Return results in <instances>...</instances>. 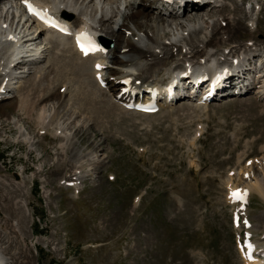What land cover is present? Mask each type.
Returning <instances> with one entry per match:
<instances>
[{
    "label": "rangeland",
    "instance_id": "rangeland-1",
    "mask_svg": "<svg viewBox=\"0 0 264 264\" xmlns=\"http://www.w3.org/2000/svg\"><path fill=\"white\" fill-rule=\"evenodd\" d=\"M235 2L249 4H240L238 12ZM223 4L227 8L222 13L206 10L235 22L231 27H237L240 36L228 43L230 49L252 48L251 39L257 48L264 47V0ZM247 11H252L251 18ZM225 21L220 26L231 31ZM253 21L256 32L250 26ZM213 27L210 24L211 34ZM110 30L105 37L113 40ZM210 49L223 51L225 46ZM49 60L31 63L25 81L39 80L38 70ZM165 75L159 72L160 79ZM47 76L37 94L47 85H56L55 94H63L62 103L52 97L44 105L53 113L51 120L43 125L37 121L44 106L31 116L20 109L19 98L31 89L27 86L10 93L0 108V183L17 184L13 192L0 189V195L7 196L0 201V228L17 232L31 264H243L228 196L231 187L264 178V103L254 93L209 106L180 103L155 115L111 111L96 118L82 103L80 84L72 74L67 76V93L55 73ZM82 79L93 88L89 76ZM74 173L86 177L78 186L63 185ZM17 202L22 210L10 209ZM248 213L258 225L252 229L254 238L263 244L264 195L256 190Z\"/></svg>",
    "mask_w": 264,
    "mask_h": 264
},
{
    "label": "bare ground",
    "instance_id": "bare-ground-1",
    "mask_svg": "<svg viewBox=\"0 0 264 264\" xmlns=\"http://www.w3.org/2000/svg\"><path fill=\"white\" fill-rule=\"evenodd\" d=\"M34 1L43 7L50 8L57 12L66 21L72 24L79 22L93 26L96 33L101 35L105 34L106 37L109 32L108 29L111 28L110 32L112 33L113 40L115 39L116 47L114 49L115 45L113 40H108V42L112 44V49L106 61L104 59L102 63L106 67L105 71H103V75L105 77L106 86L109 89L104 90L106 88L102 87V82L96 80L97 74L94 71L96 60H94L93 57L82 58L74 47H72L69 38L60 37L52 32H44V30H42L40 35L33 33L29 28L30 21L26 20L27 15L20 5L23 0H20V2L19 0H0V108L2 107V109H4V102L10 99V93L18 89L22 91V88L27 86L26 88L31 89L22 94L19 98V103L20 109L29 116L37 110L36 108L38 106H46V103L50 101L52 97L57 100L58 103H62L63 94H58V91L55 94V82L53 88L47 85L42 95L37 94L41 85L40 83H43V81L49 77L47 75L52 73H55L59 77L56 79V82L61 88H65L66 93L70 91L67 76L72 74L74 79L79 82H77V84H80L79 91L82 96V103L89 107L90 114L99 118L104 115L105 112L110 113L111 111L114 113L120 112V114L123 113L124 115L126 113L131 114V111L120 106L121 101H118L117 96L122 90V87H119L120 82L125 78L133 80L136 85L139 83L146 85L147 88L158 86L161 84V80L157 75L161 70L167 71L168 73L178 70L186 71V69L189 68V66L186 67V64L189 63L188 65H191L190 62H194V59H198L199 62L197 64L202 68L204 67V74H207L217 65H223L225 67L230 65L233 67L237 64V72L244 71V68L248 66V68H250L248 70H251V68H253L250 63L251 59H253L252 56L254 54L258 55L259 52L264 50V47H262L263 49L261 47V49L257 48L258 42H252L251 40L253 39L248 41L250 42L249 46L252 48L248 46H236L230 49L228 43H231L237 36H240L236 31L237 27H235L234 30L233 27H231L235 22L232 18L225 19L220 14H218L220 15L218 18V15L208 14L207 10L203 11V7L200 6H196L193 11L185 12L183 16L178 17L177 13H174L175 10L168 11L161 9L158 6L159 0ZM124 1L125 3H123ZM221 2L222 4L220 5L219 3ZM223 2L224 0H215L216 8H213V10L215 9V12L218 11L222 13V10L227 8L225 7L226 4H223ZM124 4H126V7L123 10L122 7ZM235 4L234 10L238 12L242 11V6H240V4L243 6L245 5V3L237 5V2H235ZM91 6H93L92 9H90ZM247 12L251 18L250 15L252 12ZM75 18L76 20L73 21ZM171 18H175L177 22H170ZM97 19L99 20L98 25L95 24V20ZM224 20L228 22V28H232V30L230 29L231 31H227L220 26L219 22L223 23ZM227 22L225 24L226 26ZM238 23L241 24V18H238ZM210 24H214L212 34L209 32ZM250 26L253 28L254 32L257 31L258 27L256 22L254 24L253 21ZM221 32H223L225 36L216 39V35ZM187 33H189L190 38L186 36ZM193 37L196 38L198 42H195L192 39ZM255 39L256 38H254V40ZM211 45L217 47L225 46V49L223 51L219 50L221 52H213L214 50H209ZM175 49H178V54L174 53ZM184 50H187V54L185 55L183 54ZM227 50L229 51L228 54L226 53ZM250 52L253 54L249 55L248 53ZM48 57H51V60L48 61L47 66L38 70L39 73L41 72L39 80H31L32 82L30 81V83L27 80L25 81L33 70L28 66L33 62L36 65L40 64L44 62L45 59L47 60ZM72 57H75V60ZM235 58H238L236 63L234 62ZM245 58H248V65L246 64ZM24 59L25 61L21 63L20 61ZM140 59L147 60L146 64L139 65L137 61ZM217 60V64L214 65ZM6 61L8 62L6 63ZM182 61H184L183 65L181 64ZM259 61H261L263 68L261 71L254 73L259 74V80L256 83L258 88L256 97L259 101L264 102V58L261 57ZM49 62H52V64L49 65ZM203 63L205 64L203 65ZM85 74L90 77L88 82L90 81L89 86H93L92 89H89L86 85V78H84L85 80H81L82 76H85ZM51 84H53V82H51ZM68 89L69 91H67ZM45 106L41 109L40 114L37 113V121H39L41 125L45 124V122L49 120V117L51 120V115H53L51 111L47 112L48 109L46 110ZM48 113L50 114L48 115ZM76 113L77 112H73L72 115ZM139 114L146 115L142 113ZM48 126H51V122ZM58 126L61 127V125ZM60 127L58 129H61ZM26 139L30 142L29 138ZM18 177L21 178L22 174L18 173ZM84 177L86 176L83 173H74L70 175L68 180L62 183L63 185L75 183V185L78 186L80 183L79 180ZM253 179L250 178V180ZM250 183H252V181H250ZM13 184H11V186H4L0 183V189L7 188L9 191L11 190L13 192L11 187L16 188L17 186V184ZM243 184L245 183L243 182ZM240 186L247 189L249 193L252 192V190H256L262 196L264 195V178L260 180L256 179V182L250 186H246L245 184V187L239 184L236 187ZM17 192L18 189L14 193L16 194ZM1 195L0 201H3L4 197L7 196ZM14 205L10 206V209L22 210L20 203L17 202ZM257 227L258 225H253L251 229H256ZM16 233L15 230L9 232L7 230L3 231L0 228L1 264L32 263L29 249L24 251L23 248H21L20 242L16 239ZM262 238L264 239V232ZM256 247L258 253H264V243H258ZM26 248H28V246H26ZM26 258L28 260L27 263L23 260ZM253 264H264V260H257Z\"/></svg>",
    "mask_w": 264,
    "mask_h": 264
},
{
    "label": "snow or ice",
    "instance_id": "snow-or-ice-1",
    "mask_svg": "<svg viewBox=\"0 0 264 264\" xmlns=\"http://www.w3.org/2000/svg\"><path fill=\"white\" fill-rule=\"evenodd\" d=\"M29 7H31V5H29ZM84 50L88 51V50H90V48H85ZM233 195L236 196L238 199H241V200L244 198L243 195H241L239 193H233Z\"/></svg>",
    "mask_w": 264,
    "mask_h": 264
},
{
    "label": "trees",
    "instance_id": "trees-1",
    "mask_svg": "<svg viewBox=\"0 0 264 264\" xmlns=\"http://www.w3.org/2000/svg\"><path fill=\"white\" fill-rule=\"evenodd\" d=\"M38 217H41V218H43V215H39ZM49 264H57L56 262H54V261H51Z\"/></svg>",
    "mask_w": 264,
    "mask_h": 264
}]
</instances>
